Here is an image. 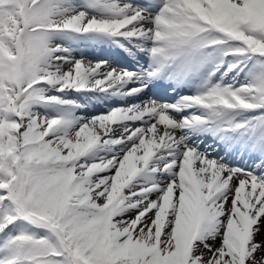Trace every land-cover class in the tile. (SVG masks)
Returning a JSON list of instances; mask_svg holds the SVG:
<instances>
[{
	"label": "snow or ice",
	"instance_id": "6c2138e0",
	"mask_svg": "<svg viewBox=\"0 0 264 264\" xmlns=\"http://www.w3.org/2000/svg\"><path fill=\"white\" fill-rule=\"evenodd\" d=\"M0 264H264V0H0Z\"/></svg>",
	"mask_w": 264,
	"mask_h": 264
},
{
	"label": "bare ground",
	"instance_id": "6f19581e",
	"mask_svg": "<svg viewBox=\"0 0 264 264\" xmlns=\"http://www.w3.org/2000/svg\"><path fill=\"white\" fill-rule=\"evenodd\" d=\"M105 50H107V51H109L111 54H112V51L111 50H109V49H105ZM148 94H150V93H148ZM143 98V96L142 97H140V99H142ZM85 115L87 114V113H84Z\"/></svg>",
	"mask_w": 264,
	"mask_h": 264
},
{
	"label": "rangeland",
	"instance_id": "374dc122",
	"mask_svg": "<svg viewBox=\"0 0 264 264\" xmlns=\"http://www.w3.org/2000/svg\"><path fill=\"white\" fill-rule=\"evenodd\" d=\"M131 103H133V102L131 101Z\"/></svg>",
	"mask_w": 264,
	"mask_h": 264
}]
</instances>
